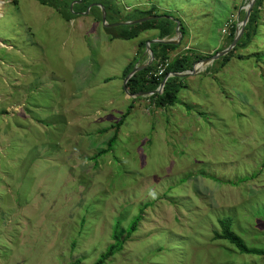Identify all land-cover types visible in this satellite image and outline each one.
<instances>
[{
  "label": "rangeland",
  "instance_id": "374dc122",
  "mask_svg": "<svg viewBox=\"0 0 264 264\" xmlns=\"http://www.w3.org/2000/svg\"><path fill=\"white\" fill-rule=\"evenodd\" d=\"M74 1L68 20L36 0H1L0 264H95L142 208L107 264H264L214 240L231 217L264 250V5L249 48L184 78L174 107L140 98L95 160L133 103L122 76L142 37L110 42L99 13L79 15L91 5ZM115 2L183 18L178 55L206 58L230 46L249 0Z\"/></svg>",
  "mask_w": 264,
  "mask_h": 264
},
{
  "label": "trees",
  "instance_id": "16d2710c",
  "mask_svg": "<svg viewBox=\"0 0 264 264\" xmlns=\"http://www.w3.org/2000/svg\"><path fill=\"white\" fill-rule=\"evenodd\" d=\"M41 5L48 6L53 8L57 12H59L65 19L72 20L73 14L69 10V5L73 0H36ZM92 4H100L102 5L107 13V20L109 23H118V22H126L138 20L150 16L156 15H166L167 13L160 14L157 11V8L154 6H148V8H133L132 11L127 14L123 13L119 5L115 2V0H83V3L79 6L82 9L80 12H85L87 8ZM264 5V0H257L250 20L245 28L244 35L236 48L229 53L228 55L218 59L215 64H219L221 69L225 68L228 63L231 61V58L235 51L241 49L249 48L253 39L257 36L258 30L260 27L261 21V11ZM92 11L96 10L99 13V17L97 16V20L102 22V12L101 8L98 6H94ZM79 17V15L74 14V18ZM182 22L181 31L183 33V40L179 45H165L156 43L152 45V51L155 56V62L152 66L146 68L145 70L137 73L128 83V90L132 94H137L140 92H153L159 89L161 82L169 73H183L186 71H191L194 67V64L202 59L204 56H189L185 55L179 58L172 59V53L178 49L184 42L185 37L189 34L187 26L184 22ZM107 34L109 35V41L113 42L115 40H136L139 39L144 33L148 31H156L158 39H166L171 38L175 34L176 23L169 18L162 17L157 20H151L144 22L142 24L131 25V26H121L117 28H104ZM236 33V26L232 29L231 36L229 37L228 46L232 44L234 36ZM146 41H141L139 44L140 55L144 53L146 50ZM219 52V51H218ZM216 52L215 54H217ZM239 59H244L242 55L238 57ZM166 61H169V66L166 69V73L159 77L157 76L158 66ZM214 64V65H215ZM136 62H132L128 65V67L123 72V79L127 77V75L134 69ZM184 87L183 79L178 77L171 78L166 83L165 89L163 90V94L161 95H153L149 97L155 105L159 108L166 107H174L178 101L179 94ZM140 98L133 99V103L128 108L127 112L123 115L120 121L117 124L112 125L111 127L115 131V134L111 137L108 142V148L106 150H102L96 157L102 156L103 154L110 153L113 151L114 146L116 145L119 139V133L121 127L127 120V117L131 114V111L134 108L135 102ZM111 129H103L101 134H109ZM149 206V204L147 205ZM144 209H141L139 215H137L131 222L130 226L127 228V235L125 238L121 236L120 228L117 226L113 233L114 243L111 244L107 251L103 253L98 261L95 264H107L111 258H113L117 253L123 251L125 242L137 231L140 221L142 220V213ZM219 231H215L214 240L215 241H223L228 245L233 247L239 254L244 256H253V257H264V250L251 248L249 247L245 240L240 236L234 233L233 225L234 220L231 217H224L219 219Z\"/></svg>",
  "mask_w": 264,
  "mask_h": 264
},
{
  "label": "water",
  "instance_id": "95a60500",
  "mask_svg": "<svg viewBox=\"0 0 264 264\" xmlns=\"http://www.w3.org/2000/svg\"><path fill=\"white\" fill-rule=\"evenodd\" d=\"M82 2H83V0H75L74 3L72 4V7H74L75 4H77V3L81 4ZM256 2H257V0H249L248 6L246 8V16H245L244 20L238 26L237 31H236L235 36H234V39H233V42L228 48L224 49L221 52H218L217 54H214L210 57H206V58L196 62L191 71H186L183 73H173V72L169 73L164 78V80L161 82L159 87L162 89L165 86L166 82L169 80V78H172V77H178L180 79H184V78H187L189 76L198 75V73H200V71H202V69H204L207 66L212 65L218 59H220V58L228 55L230 52H232L233 49H235V47L238 45V43L240 42V40L242 39V37L244 35L245 28H246V26L250 20V17L252 15V11H253V8H254ZM94 6H98L101 8V10H102V22L101 23H102L103 27H105V28H117V27H121V26L137 25V24H142V23L147 22V21L157 20V19L162 18L161 16H150V17H146V18H142V19H138V20L118 22V23L112 24V23L108 22L106 10L100 4H92L86 13H79V15L88 14L89 11L91 10V8ZM165 18H169L176 23L175 34L171 38L150 40L146 43V50L144 53L146 60L144 62L137 63L135 65L134 69L127 75V77L125 78L124 83H123V89H124L125 93L130 98H134V99L146 98V97H151V96L156 95V94L161 95L164 92V91L156 90L153 92H140L137 94H132L128 90V83L131 80V78L134 77L137 73L145 70L146 68H148L154 64L155 56H154V53H153L152 48H151L153 44L160 43V44H165V45H179L181 43V41L183 40V33L181 31L182 22L180 20L172 18V17H165ZM199 66H201V67H199Z\"/></svg>",
  "mask_w": 264,
  "mask_h": 264
},
{
  "label": "crops",
  "instance_id": "0c3cea01",
  "mask_svg": "<svg viewBox=\"0 0 264 264\" xmlns=\"http://www.w3.org/2000/svg\"><path fill=\"white\" fill-rule=\"evenodd\" d=\"M131 6V5H130ZM132 7V6H131ZM78 18V20H79V22L82 24L83 23V20L85 19V17L84 16H79V17H77ZM181 20L184 22V24L186 25V22H185V20L183 19V18H181ZM83 25V24H82ZM85 25V24H84ZM83 25V26H84ZM155 33H150V31H148V32H146V33H144L141 37H142V39H140V40H143V38H145V39H147V41L146 42H148V41H150V40H156V39H158L157 38V35H154ZM155 36V37H154ZM140 37V38H141ZM188 47H186L185 49H182V48H178V49H176L173 53H172V56H171V58L172 59H175V58H178V57H180L182 54H180V55H178V52H181V53H183L182 52V50H186ZM190 49V48H189ZM138 51V52H137ZM136 53L134 54V57H132V59L130 58L129 60H128V62L126 63V65H125V68H124V70L128 67V65L130 64V63H132V62H136V64L137 63H141L143 60H142V57H143V54L142 55H140L141 53H140V51H139V46H138V49L135 51ZM140 55V56H139ZM122 79H123V76H122ZM124 80V79H123Z\"/></svg>",
  "mask_w": 264,
  "mask_h": 264
},
{
  "label": "built area",
  "instance_id": "2783aa9c",
  "mask_svg": "<svg viewBox=\"0 0 264 264\" xmlns=\"http://www.w3.org/2000/svg\"><path fill=\"white\" fill-rule=\"evenodd\" d=\"M169 66V61H166L158 66L157 76L161 77L166 73V69Z\"/></svg>",
  "mask_w": 264,
  "mask_h": 264
},
{
  "label": "bare ground",
  "instance_id": "6f19581e",
  "mask_svg": "<svg viewBox=\"0 0 264 264\" xmlns=\"http://www.w3.org/2000/svg\"><path fill=\"white\" fill-rule=\"evenodd\" d=\"M3 1V0H2ZM1 4H2V2H1V0H0V7H1ZM199 67H201V66H199ZM172 78H176V77H172ZM169 79H171V78H169ZM168 82V81H167ZM166 82V83H167ZM165 86H166V84H165ZM165 86L161 89L160 87H159V89L158 90H160V91H163L164 89H165Z\"/></svg>",
  "mask_w": 264,
  "mask_h": 264
}]
</instances>
